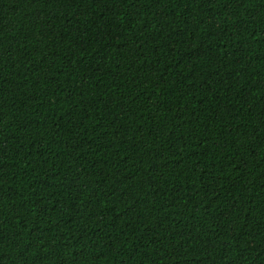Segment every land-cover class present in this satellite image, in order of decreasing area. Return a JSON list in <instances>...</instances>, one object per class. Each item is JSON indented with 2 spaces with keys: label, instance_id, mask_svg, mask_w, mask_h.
<instances>
[{
  "label": "trees",
  "instance_id": "obj_1",
  "mask_svg": "<svg viewBox=\"0 0 264 264\" xmlns=\"http://www.w3.org/2000/svg\"><path fill=\"white\" fill-rule=\"evenodd\" d=\"M0 264H264V0H0Z\"/></svg>",
  "mask_w": 264,
  "mask_h": 264
}]
</instances>
